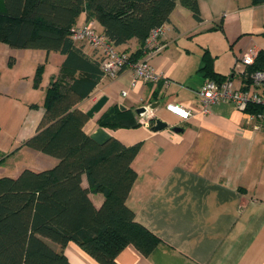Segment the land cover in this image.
<instances>
[{
  "label": "crops",
  "instance_id": "obj_1",
  "mask_svg": "<svg viewBox=\"0 0 264 264\" xmlns=\"http://www.w3.org/2000/svg\"><path fill=\"white\" fill-rule=\"evenodd\" d=\"M197 4L200 21L176 3L164 24V49L149 58L152 68L169 80L167 84L161 78L156 82L140 80L133 86L126 68L114 78L103 74L78 103L86 111L100 96L107 97L101 110L84 125L89 135L99 128V115L112 105L135 111L157 102L151 122L159 118L167 123L157 131L149 124L102 128L125 145L142 142L131 162L136 179L125 202L135 220L158 238L147 256L133 245H126L117 253L116 264H264V121H250L246 112L223 100L203 111L202 98L196 93L207 79L198 71L204 49L213 57L214 71L232 77L236 84L242 81L245 67L238 61L241 54L247 49L255 54L264 50V0H197ZM76 24H91L102 33L99 22L87 18L85 11L79 14ZM80 46L91 58H102L98 49ZM115 47L131 53L139 44L131 38ZM4 56L13 60L11 67L7 60L8 72L0 69V77L9 76L21 56L35 66L29 74L31 83L36 67L43 66L41 82H46L45 87L58 76L65 58L55 51L13 48L0 42V60ZM5 82L6 78L0 80V99L15 96V90L4 87ZM258 91L264 95V84ZM169 102L187 108L189 118L182 120L167 111L165 104ZM22 107L28 118L8 141H0V162L26 149L24 142L35 133L43 115V102L27 101ZM172 126L182 130L175 132ZM44 155L35 154L41 169L33 170L57 162L55 157ZM5 163H0V177H15L24 168L32 169ZM81 184L88 187L85 174L81 175ZM88 196L96 208L104 200L100 192H89ZM46 241L54 250H61L71 264H100L73 241L63 248Z\"/></svg>",
  "mask_w": 264,
  "mask_h": 264
},
{
  "label": "trees",
  "instance_id": "obj_2",
  "mask_svg": "<svg viewBox=\"0 0 264 264\" xmlns=\"http://www.w3.org/2000/svg\"><path fill=\"white\" fill-rule=\"evenodd\" d=\"M177 2L201 20L197 0H0V42L65 57L58 76L46 87L36 131L24 142L57 162L46 169L24 168L15 177H0V264H71L46 239L60 248L73 241L100 264H116L117 253L126 245L145 256L157 245L158 238L135 220L125 202L136 179L131 162L142 142L125 145L110 137L98 144L84 130L88 117L78 103L103 75L102 58L84 53L72 40L70 28L85 11L114 46L131 38L138 41L139 47L128 53V61L134 62L142 56L150 30L169 21ZM212 58L204 49L198 71L221 81L226 76L214 71ZM42 69L41 64L35 69L34 87L40 85ZM256 70L264 71V50L245 66L242 82L249 83ZM260 108L251 104L247 110ZM97 124L116 129L141 123L132 109L112 105L99 115ZM82 174L87 188L81 184ZM89 192L103 194L100 207L92 204Z\"/></svg>",
  "mask_w": 264,
  "mask_h": 264
},
{
  "label": "built area",
  "instance_id": "obj_3",
  "mask_svg": "<svg viewBox=\"0 0 264 264\" xmlns=\"http://www.w3.org/2000/svg\"><path fill=\"white\" fill-rule=\"evenodd\" d=\"M164 33L165 25L151 29L145 39L142 56L134 62H129V54L117 50L116 47L100 32L96 31L91 24H75L70 28V36L73 41L89 45L101 52V69L104 75L114 78L122 70L127 68L130 70V82L133 86L140 80L156 82L162 78L165 84L169 82L162 74L157 73L149 62L150 57L164 49L165 43L162 39ZM255 55L252 49H247L241 54L238 61L245 67L252 63ZM263 84L264 71L256 70L251 74V81L247 84L242 81L236 84L232 77H225L221 81L205 79L196 93L202 98L203 111H207L212 103L223 100L231 102L239 110L246 112L250 121L263 122L264 95L258 91V87ZM121 93L122 95H126V91H122ZM251 104L259 105L261 108L257 111H249L247 107ZM143 106L147 108V105ZM165 109L182 120H187L190 116V111L178 103H166ZM152 110L146 109L144 112L136 114L137 120L141 124L152 125L154 123L151 122Z\"/></svg>",
  "mask_w": 264,
  "mask_h": 264
},
{
  "label": "rangeland",
  "instance_id": "obj_4",
  "mask_svg": "<svg viewBox=\"0 0 264 264\" xmlns=\"http://www.w3.org/2000/svg\"><path fill=\"white\" fill-rule=\"evenodd\" d=\"M23 52V51H20ZM23 54V53H19ZM5 58L0 60V69L4 72L7 71V67L11 65L9 64L7 66V60L9 59V56H4ZM19 62L17 66H15L9 73L10 77L8 75L3 76L1 75L0 80L4 81L6 78L5 86H9L11 88V91L15 90V96L14 94H11L9 97L10 99H0V141H8L11 136L15 135L17 130L19 129V126L23 123V121L28 118L27 111L22 107L24 102L27 101H36L38 104H41L44 100L45 95V86L46 82H41V85L38 87H34L33 83H31L29 74L33 73V70L35 66L31 65L29 63L28 59H25L23 57H18ZM140 58V57H139ZM137 58V60L139 59ZM33 67V68H32ZM32 69V70H31ZM28 71V72H26ZM16 72V73H15ZM23 72V76L19 77L18 73ZM8 79H10V83L8 82ZM28 81L30 85L25 82ZM7 83V84H6ZM3 85V83H1ZM30 97H32V100H29ZM2 107V108H1ZM5 107V108H4ZM10 108V110H9ZM35 154H40V156L46 157V155L38 153L36 150L26 146V149L22 151H16L13 154L7 155L8 159H4L0 162H6L5 164H8V166H19V165H26L28 167H32V169H41L40 164L37 166L36 163L38 160L37 157H35ZM1 156V155H0ZM12 173V172H7Z\"/></svg>",
  "mask_w": 264,
  "mask_h": 264
},
{
  "label": "water",
  "instance_id": "obj_5",
  "mask_svg": "<svg viewBox=\"0 0 264 264\" xmlns=\"http://www.w3.org/2000/svg\"><path fill=\"white\" fill-rule=\"evenodd\" d=\"M107 101V97L102 95L100 96L91 106L88 110L85 111L86 115L88 118H92L94 116L95 113L99 112L101 110V108L103 107V105L105 104V102ZM158 105L157 102L151 103L149 105H147V108H145L144 106H140L138 108L135 109V113L136 114H140L142 112H144L146 109L152 110L154 109L156 106ZM167 126V123L164 122L163 120L157 118L154 120V123L151 125V129L154 131L163 129ZM171 130L175 131V132H179L182 130L181 127L179 126H172ZM90 137L92 140H94L96 143L98 144H103L105 143L109 138V134L102 129L101 127L97 128L94 132L90 133Z\"/></svg>",
  "mask_w": 264,
  "mask_h": 264
}]
</instances>
